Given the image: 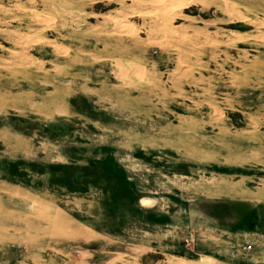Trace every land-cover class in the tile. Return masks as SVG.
Instances as JSON below:
<instances>
[{
    "label": "rangeland",
    "instance_id": "rangeland-1",
    "mask_svg": "<svg viewBox=\"0 0 264 264\" xmlns=\"http://www.w3.org/2000/svg\"><path fill=\"white\" fill-rule=\"evenodd\" d=\"M0 264H264V0H0Z\"/></svg>",
    "mask_w": 264,
    "mask_h": 264
},
{
    "label": "built area",
    "instance_id": "built-area-1",
    "mask_svg": "<svg viewBox=\"0 0 264 264\" xmlns=\"http://www.w3.org/2000/svg\"><path fill=\"white\" fill-rule=\"evenodd\" d=\"M250 247V244L249 243H246L244 246H243V248H245V249H247V248H249Z\"/></svg>",
    "mask_w": 264,
    "mask_h": 264
}]
</instances>
